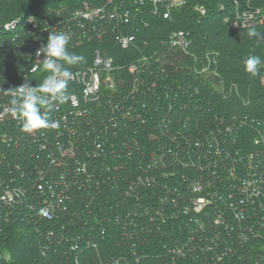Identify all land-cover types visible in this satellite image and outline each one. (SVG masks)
I'll use <instances>...</instances> for the list:
<instances>
[{
  "label": "trees",
  "instance_id": "1",
  "mask_svg": "<svg viewBox=\"0 0 264 264\" xmlns=\"http://www.w3.org/2000/svg\"><path fill=\"white\" fill-rule=\"evenodd\" d=\"M83 1L102 6L108 0H36L34 3L0 0V73H3L2 68L7 67L22 70L25 60L48 39L49 34L54 33L53 27L60 32L58 20H62L73 28L74 37L87 34L80 45L67 46L70 53L75 52L84 58L71 66L70 71L90 67L94 51L100 50L112 59L116 68L113 76L125 86L122 92L118 88L119 96H124L122 100L115 99L118 104H111L114 101L111 99L109 104L92 105V116L86 119L83 129L89 136L80 143V147L76 146V154L83 158V154L91 153L92 139L97 138L103 141L101 156L104 158L91 161L88 179L76 178L71 172L74 178L68 179L65 211L55 214L51 221L24 217L25 205L3 214L0 219V264H97L99 257L103 260L108 256L126 261L148 257L152 259V264H172L171 258L175 260L176 256L178 264H240L238 259L242 257L243 264L261 261L260 264H264V182L255 204L244 205L243 220H235L231 211L224 209L223 202L213 203L212 208L223 217L222 222L215 225L212 213L202 212L201 216L190 210L183 214V209L192 207L190 204L194 195L186 176L193 174L190 168L183 167L178 161L184 158L180 154L185 151L206 152L213 149L228 152L230 157L238 154L246 159L251 155L255 160H264V117L259 123L253 120L254 124L250 125L249 121H242L244 127L230 129L228 124L214 121L215 113L210 111L202 116L203 124L194 125L185 121L188 127H184L175 120L162 128L161 121L172 116L176 109L179 112L189 110L184 108L187 96L171 100L169 95L177 91L183 78L186 83L193 84L191 77L195 78L196 74L167 68V65L159 72L162 66L156 67L151 49L156 48V39L163 36L161 28L175 23L178 29L189 31L191 39L199 34L203 42L210 41L208 48L218 51L222 62L228 58L236 63L230 66L229 72L240 73L243 77L248 74L244 70V61L248 56H244L243 49L247 48L250 55H258L264 61V26L253 23L250 28L228 29L229 22L220 24L226 18L233 20L236 9H245L246 0H186V6L173 11L170 20L165 21L152 15L149 0H113L117 7L131 10L135 15L129 24L121 26L123 31L135 38V44L123 50L115 42V33L101 31L97 24H75L68 20L66 13L77 9ZM250 2L252 6L257 4L264 9V0ZM194 5L204 8V15L195 12ZM212 15L215 16V30L207 34L203 27H209L206 22ZM32 17L34 24H28ZM140 17L149 21L147 27L138 19ZM12 22L15 28L6 31L4 26ZM199 26L202 28L199 29ZM98 31H101L100 39L97 38ZM250 31L256 35L249 37ZM242 36L247 41L239 47V43L243 42ZM196 41L198 46L202 45L199 39ZM137 52L139 55L142 52L149 62L147 66L152 67L140 75L147 84L132 91L133 77L128 67L138 64L140 57H131V53ZM259 72L264 73V63ZM48 74L44 69L37 76L45 79ZM36 81V78L32 81L34 86L43 82ZM153 84L157 88L151 86ZM69 88L75 89V85L68 84V94ZM186 89L187 95H190L191 88L187 86ZM139 91L143 93L141 96ZM206 95L201 93L198 97L201 104L209 99ZM261 101L264 103V98L257 96L252 103L259 106ZM225 111H228L226 116L237 114L234 110L223 108L222 112ZM210 140L213 142L211 145L207 142ZM24 161L32 165L30 160ZM180 170L188 174L182 175ZM203 176H206L202 180L205 183L212 179L213 174ZM223 179L217 180L216 188L221 187V182L224 187ZM228 227L231 233L225 231ZM49 236L52 238L48 242L46 237ZM176 240H182L189 252L183 248V251H178L181 255L177 254L176 246L180 242L175 243ZM74 246L78 249L74 250ZM4 252L8 258L3 256ZM137 264H143L142 260H138Z\"/></svg>",
  "mask_w": 264,
  "mask_h": 264
},
{
  "label": "built area",
  "instance_id": "2",
  "mask_svg": "<svg viewBox=\"0 0 264 264\" xmlns=\"http://www.w3.org/2000/svg\"><path fill=\"white\" fill-rule=\"evenodd\" d=\"M149 2L152 5V15H157L162 20H169L173 11L183 8L185 5V0H149ZM131 12V10L117 7L113 0H108L102 6H93L83 1L77 9L65 13L69 15L68 20L75 24L80 22L97 24L99 29H102L101 31L115 33V42L124 50L131 47L135 41L133 34L126 33L121 29L122 25L129 24L132 18H135ZM250 18L237 17L236 27L241 25L243 28H248L254 22L253 16L251 22ZM261 20L264 21V14ZM27 23L34 24V18H30ZM14 28V22L4 26L6 31ZM53 29V32L56 33L57 29L55 27ZM58 29L60 32L70 35L69 48L80 45L87 37V34L74 37L73 28L62 20H58ZM101 31L97 32L98 39L101 37ZM182 36L181 32L175 34V37L180 38L175 43L187 47L184 45ZM46 43L47 40L43 41L42 45L35 49L33 55L25 60L26 65L22 70H10L7 67L2 68L3 73H0V168L3 169L1 164L7 160H19L20 162V168H9L7 173L0 171V219L7 211L10 212L25 205L26 212L30 213V217L51 221L55 214L66 209L68 179L74 177L88 179L91 175V161L104 158L101 156L104 148L103 141L97 138L92 139L91 153L83 154V158L76 154V146L80 147V143H83L84 139L89 136L87 131H83L86 119L91 115L89 108L92 105L111 103L113 93L111 95L103 94V86L107 91L117 92L118 86L122 84L121 80L113 76L116 68L112 59L100 50L94 51L90 67L72 71L69 84L78 86L80 94L69 93L65 102L57 101L50 109L42 107V111H48L51 120L58 122V127L25 132L22 130V120H18L8 113L11 91H15V88L25 81L35 87L32 81L39 77L37 75L44 70L42 62L45 59L43 53L37 55V52ZM148 63L147 58L143 57L137 65L131 64L128 71L135 74L139 68L145 67ZM0 65H2L1 61ZM124 116L128 118V114ZM249 123L251 125L253 121ZM207 142L211 145L209 141ZM197 145L194 144L198 148ZM217 151L220 153L219 157L222 156V152ZM249 156L252 158L251 155ZM236 157L239 159L235 167L238 170L235 172L238 173V178L234 180L228 178L230 183L225 184L230 193H227L223 198H220L217 193L213 195V191L208 193L209 198H200L201 194L206 193V186L210 185L211 181H208L209 183L203 181L189 183L194 195L191 200L193 212L198 213L204 208H212L216 202H223L224 209L230 210L235 220L244 219L246 207L244 205L255 204L260 196L259 193L264 182V160H255L254 158L251 161L241 160L238 154ZM24 160H30L32 165L26 164ZM178 161L181 163L180 160ZM202 162L204 163L198 162L197 173L209 174L207 161L202 160ZM225 166L227 168V165ZM19 180L22 184L19 183ZM202 212L204 211L202 210ZM217 213V218H213L215 225L223 220L221 213L218 211ZM73 249L77 250L78 247L74 246Z\"/></svg>",
  "mask_w": 264,
  "mask_h": 264
},
{
  "label": "rangeland",
  "instance_id": "3",
  "mask_svg": "<svg viewBox=\"0 0 264 264\" xmlns=\"http://www.w3.org/2000/svg\"><path fill=\"white\" fill-rule=\"evenodd\" d=\"M27 2H31L34 3L36 0H26ZM254 1V0H252ZM254 4V3H253ZM237 5V4H236ZM246 8L243 10L239 9L235 10V14H234V18L232 20V18H226L225 20H221L220 24H225L226 22H229V26L228 29L230 28H235L236 27V21L237 17H251L253 16L254 18V24H258L260 26H264V21L261 20L262 15L264 14V9H260V7L257 4H254L252 6L250 0H246L245 2ZM186 6V0H185V5L183 7ZM258 6V7H256ZM220 8H222V6H219ZM194 11L198 12L200 14H204L205 13V9L194 5ZM203 12V13H202ZM154 16V15H153ZM155 18H158L157 15L154 16ZM145 17H140L138 18L142 23H145V27H147V24H149L147 20H144ZM251 18H250V22H251ZM170 20V19H169ZM213 20H215V16H211L210 19H208V21L206 22V24H209V27H203V30H205V32L208 34L211 31L215 30V21L213 22ZM165 21V20H164ZM147 23V24H146ZM253 25H250V27H252ZM178 25H176L175 23H170L165 25L162 29V34L163 36H161V38H157L156 39V48L153 47L151 48L153 50V59L154 62L156 64V67L160 68V66H162L161 70L159 72L162 71L163 67L167 65V68L169 67H173V69L175 70H182L184 73L188 72H194V74H196L195 78H192L194 80L193 84L190 82L186 83V79H182V84L178 85V89L177 91L174 90L172 93H170V99L171 100H178L184 96H187V103H185V107L181 105V107L184 108H189V110L187 112H179L178 109H176V112H172V116H170L169 118H167L166 120H162L160 125H162V128L169 126L170 124H173V121H177L180 122V124L182 126L185 127V125L188 127L187 123L188 121L192 122L194 125H198V124H203V117L205 116L204 113L206 114V112L210 113L214 112L215 114L213 117V120L215 121H219V124H228L227 126H230L232 129L234 126L237 127H244L243 126V122L244 121H255L257 123H259L261 117H264V108H261V106H264V103L259 104V106H255L254 103H252L253 99L257 98V96H262V98H264V73L263 72H259L258 75L256 76H252L250 74H247V76H240V73L237 74H233L229 72V68L230 66L235 65L236 63H233L232 61L230 62V60L224 59L222 62V60L220 59L221 55L219 54L218 51H214V50H210V48H208V45L210 44L209 42H203L204 40L200 39L199 34H197L196 36L193 37V39H191L190 35H189V31H185V29L181 30L178 29ZM181 27V26H180ZM239 27V26H237ZM236 27V28H237ZM202 28V26H199V29ZM205 28V29H204ZM240 29H245L243 27H239ZM247 28V27H246ZM160 29V30H161ZM181 32L183 34L182 38H183V43L184 45H187V47H182V44H177L175 42L179 41V37H175V34ZM150 34V33H149ZM205 34V35H207ZM151 36V34H150ZM174 36V37H173ZM243 37V42L239 43V47L240 44L241 46H243V43L245 41H247L245 36ZM196 39L200 40L202 45L197 44ZM145 41V40H144ZM143 41V43H145ZM242 41V39H241ZM240 41V42H241ZM177 45H175V44ZM135 44V42L132 44V46ZM128 48L124 49L127 50ZM255 49V48H254ZM264 49V48H263ZM137 51V50H135ZM224 52V51H223ZM75 53V52H74ZM84 53V52H83ZM138 53V52H137ZM243 54L244 56H249L251 53L247 50V48H245V50L243 49ZM109 55V54H108ZM141 55L144 57L143 53L140 52L138 54L135 53H131V57L133 58V56L135 57H140L139 60H142L143 57H141ZM108 57V56H107ZM134 57V59H135ZM111 59V58H110ZM149 67L152 66H147L145 65V67L139 68L135 74H132L133 77V84L131 87V90H137V89H141L143 86H145L147 83L145 82L144 78L142 76H140L141 74H143V72H147L149 71ZM191 76V74H189ZM246 77V78H245ZM37 81L40 80H44L42 78H36ZM119 80V79H118ZM185 81V82H183ZM189 81V80H188ZM129 82H132L131 79L129 78ZM192 85V87L190 86ZM155 88H157L156 84L151 85ZM187 86L189 87V89L191 88V91L189 94L187 95ZM121 89L125 87L124 86V82L118 86ZM104 86H103V94H108L111 95V93H113V97L112 99H114V101H112L111 104H118L117 102H115L117 99L122 100V97L124 98V96H119L121 93L119 91V89H117V92H110L107 91L106 89L104 90ZM127 90V89H126ZM199 90L200 92L197 93ZM197 91V92H196ZM69 92L75 93L76 95L80 94V88L78 86H75L74 88H69ZM210 92V93H208ZM193 93V94H192ZM207 94L206 96L209 97V99L207 100V102H205L204 104L200 103V99H198V97L200 96V94ZM143 93L141 91H139V96H141ZM194 95V97L192 95ZM123 95V94H122ZM119 96V98H118ZM116 99V100H115ZM214 99H217L214 100ZM186 101V100H185ZM204 101V100H203ZM239 102V103H237ZM190 106L186 105V104H190ZM240 105V106H239ZM188 106V107H187ZM225 108L227 110H234L237 114L231 115V116H226V113H228V111L222 112V109ZM210 109V110H207ZM182 110V109H179ZM238 110V111H236ZM89 111L91 112V116H92V112H93V107L91 106L89 108ZM219 115V116H218ZM203 116V117H202ZM251 120V121H250ZM184 121V123H182ZM186 121V122H185ZM243 121V122H242ZM254 124V122H253ZM160 125H157L160 126ZM259 125V124H258ZM247 126V125H246ZM249 127V126H248ZM261 127H263V125H261ZM228 129V128H227ZM210 144H213V142L210 140L209 141ZM159 150H161V148H158ZM186 153H181L180 156L184 158L181 160V165L185 168H190V170L192 171L191 173L193 174L192 176H186V179L188 182H194V183H201L202 180L204 179L203 177L206 178V176H203L199 173H197V165L199 161L205 160L207 161V167L209 168V170H207V172H209L210 174H213L212 179H210L211 184L206 186V193L205 194H201L200 198H209L208 197V193L212 192L213 195L215 193L218 194V196L220 198H223L225 195H227L228 189H227V185L224 184V187L222 188L223 183L221 182V187H215L217 180H219L220 178H225L221 181H225V183H230L228 178H230L231 180H234L236 178H238V170L235 168L237 163L239 162V159L236 156H232L230 157V155L228 154V152L223 153L222 152V156L219 157L220 153L219 151H216L213 149V151H209L207 150L206 152L203 151H185ZM189 154V155H188ZM188 159V160H186ZM241 160H253L249 155L247 157V159H242ZM2 162V161H1ZM2 167L3 169L0 168V171L7 173L9 168H14V167H18L20 168V162L19 160H7L2 162ZM227 165V168L226 166ZM179 173L182 175L188 174L187 172H184V170H180ZM198 174V176H197ZM207 174V173H206ZM218 176H221L218 178ZM21 180H19L20 183ZM18 183V182H17ZM18 183V184H19ZM22 184V183H20ZM229 187V186H228ZM237 188V187H236ZM204 190V189H202ZM232 190L234 191V188H232ZM194 197V196H193ZM219 198V199H220ZM211 201H213L214 199H210ZM217 204H219V202H216ZM191 205V204H190ZM192 206V205H191ZM190 210H193L192 207L191 208H185L183 209V214H185V212H188ZM204 211V213L209 212L212 213L214 215V218H217L218 213L215 209L213 208H204L202 209ZM202 210L199 211L197 214H201L202 216ZM8 212V211H7ZM24 217H30V213L29 212H25V214L23 215ZM200 218H198L199 220ZM250 219V218H248ZM255 219V217L253 218ZM153 231V230H152ZM225 231L227 233H231V228L228 227V230L225 229ZM51 236L46 237V241H50L51 240ZM179 239V238H178ZM176 242H180L177 248L178 252L183 251V248L185 250V252H189L187 251L189 248H187L184 244V242L182 243V240H176ZM228 247L224 248L223 250L228 249ZM176 249V248H175ZM264 253V250L262 251ZM4 257H7V253H2ZM177 254H180V252H178ZM154 258V257H153ZM99 262L97 264H100V262H102V264H137L138 260H142L143 264H152L151 260L148 257H140L139 259H133L132 261H126L124 259H116L113 256H108L106 259H103L101 257L98 258ZM173 258H171V262L172 264H178L177 261V256L175 260H172ZM180 260V259H178ZM238 260H240V264H243L244 258L240 257ZM262 260V258L260 259ZM117 261V262H116ZM263 262V261H261ZM261 262H257V264H260ZM163 264V263H162ZM167 264V263H164Z\"/></svg>",
  "mask_w": 264,
  "mask_h": 264
},
{
  "label": "clouds",
  "instance_id": "4",
  "mask_svg": "<svg viewBox=\"0 0 264 264\" xmlns=\"http://www.w3.org/2000/svg\"><path fill=\"white\" fill-rule=\"evenodd\" d=\"M256 33L250 31L249 37ZM70 35L64 32L51 33L47 43L42 46L37 55L43 53V68L49 73L39 86L32 87L27 81L10 92V105L8 113L22 120V130L35 132L42 129L56 128L58 122L49 118L48 111H42V107L50 109L57 101L65 102L68 99V84L72 78L70 67L83 61V57L70 53L68 43ZM63 62V63H61ZM258 55H250L244 61V70L252 75H258L261 64ZM67 65L68 67H65Z\"/></svg>",
  "mask_w": 264,
  "mask_h": 264
}]
</instances>
